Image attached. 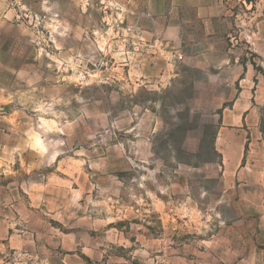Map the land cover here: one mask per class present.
<instances>
[{
	"label": "rangeland",
	"instance_id": "1",
	"mask_svg": "<svg viewBox=\"0 0 264 264\" xmlns=\"http://www.w3.org/2000/svg\"><path fill=\"white\" fill-rule=\"evenodd\" d=\"M245 88L264 169V0H0V264H264L220 166Z\"/></svg>",
	"mask_w": 264,
	"mask_h": 264
},
{
	"label": "crops",
	"instance_id": "2",
	"mask_svg": "<svg viewBox=\"0 0 264 264\" xmlns=\"http://www.w3.org/2000/svg\"><path fill=\"white\" fill-rule=\"evenodd\" d=\"M254 92L250 90L247 94L246 88L242 89L232 104L223 109L217 138L225 183L238 182L240 190L250 195L241 204V214L248 219H241L237 226L249 240L246 248L264 258V169L260 167L262 159L255 154V148L260 149V142L254 139L255 110L251 99ZM249 152H253L251 156L247 155Z\"/></svg>",
	"mask_w": 264,
	"mask_h": 264
}]
</instances>
